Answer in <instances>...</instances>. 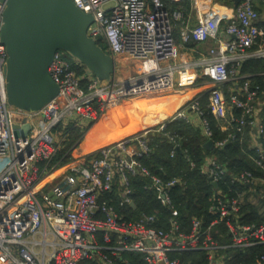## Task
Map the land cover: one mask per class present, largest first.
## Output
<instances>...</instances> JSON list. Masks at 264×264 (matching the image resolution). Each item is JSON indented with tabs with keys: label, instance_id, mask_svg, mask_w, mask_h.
<instances>
[{
	"label": "built area",
	"instance_id": "2783aa9c",
	"mask_svg": "<svg viewBox=\"0 0 264 264\" xmlns=\"http://www.w3.org/2000/svg\"><path fill=\"white\" fill-rule=\"evenodd\" d=\"M72 2L93 18L87 36L102 43L116 60L138 65L133 74L116 73L110 81H99L84 67L78 73L76 68L82 65L58 50L48 68L59 86L58 94L39 111L28 112L7 104L2 75L6 54L0 43V264H82L85 260L130 264L123 252L140 254L146 264H181L175 253L195 251L204 252L206 264H225L220 254L224 249L264 245V220L259 225L244 222L242 211L247 202H264V72H241L249 59L264 61V35L255 9L264 0L213 4L202 11L206 4L195 1L194 24L184 22L178 11L170 13L165 0ZM3 8L0 3V28ZM176 22L179 41L174 36ZM207 40L215 45L200 51L198 45ZM191 42L196 57L180 60L181 48ZM257 75L262 85L254 82ZM194 87L201 91L166 120L142 125L133 135L74 155L78 139L68 161L53 163L70 130L78 128L84 135L108 108L136 97ZM203 96L225 133L221 140L211 139L212 129L200 107ZM174 120L199 127L215 147L246 142L248 160L263 173L246 169L231 174L213 156L197 164L182 149L180 137L165 134L172 144L171 158L179 147L189 168H196L211 185L217 184L212 185L210 221L194 217L187 228L177 218L172 201V189L185 186V175L164 179L140 160L150 152L148 135L162 132ZM26 124L29 129L23 136ZM136 178L165 209L163 216L140 212L127 217L129 207L135 205L132 179ZM225 237L229 243L220 241ZM252 264H264V252Z\"/></svg>",
	"mask_w": 264,
	"mask_h": 264
},
{
	"label": "trees",
	"instance_id": "16d2710c",
	"mask_svg": "<svg viewBox=\"0 0 264 264\" xmlns=\"http://www.w3.org/2000/svg\"><path fill=\"white\" fill-rule=\"evenodd\" d=\"M166 7L169 9L170 13L178 11L181 13L183 18H187L191 11V0L168 1L166 3ZM255 9L259 16L262 15L264 12V3H256ZM178 25L179 23L176 22L175 29ZM259 27L262 35H264V22H260ZM97 45L105 50L102 43L97 42ZM76 69L78 73H82L84 71L83 66H77ZM241 72L253 74L264 72V61L262 59H249L244 62ZM254 77V82H259L261 85L263 84L259 75ZM148 99L149 96L139 97L136 102V107L131 111V114L135 115L138 120L140 119L144 122H153L154 120L160 119V113L156 115L154 114V116H151L148 119L141 116V114H144V109H147ZM200 107L203 111V117L207 120L210 128L212 129V141L221 140L225 136V133L220 131L214 118L210 114L206 96L201 98ZM262 116V121L264 123V109ZM167 133L180 137L182 149H186L188 154L197 164H200L206 156H213L221 164L226 166L231 174H235L246 169H251V171L263 174L256 169L252 162L248 160L245 153L248 151L246 142L239 143L238 141H233L227 143L221 148L215 146L208 147L206 146L207 140L202 136L201 129L185 123L182 120L167 122L162 132L150 133L148 135L150 152L140 158V160L152 173L161 176L164 179H167L174 174L185 175L183 179L185 181V186H176L172 189V201L177 210V218L185 228L188 227L190 219L194 217L203 218L205 223L210 221L212 214L209 211V207L212 204L211 195L213 186L206 177L202 176L197 171L196 168H189L188 164L184 161L182 153L175 154L173 158L169 156L172 144L169 143L168 137L165 135ZM82 135L83 132H81L78 128L71 129L68 133L67 139L60 145V148L53 159V163L60 159L61 162L68 161L71 147L78 139L82 138ZM132 186L134 189L136 209L129 207L131 212L127 214L128 218L135 216L140 212L150 214L155 213L163 216L165 209L159 205L158 201H156L153 196L142 189L141 179H132ZM106 195L103 196V198H105ZM112 197V203L116 202V197ZM242 211L246 213L244 222H251V224L254 223L259 225L264 220L263 201L257 203L252 201L251 203L247 202L242 207ZM219 229L223 232L225 231L222 227H219ZM220 241L223 243H229L230 239L225 237V239H220ZM263 252L264 245H256L243 249L228 248L222 250L220 254L224 255L225 264H252L263 254ZM174 256H177L180 259L181 264H206L205 254L201 251L183 252L181 254L175 253ZM122 257L127 259L130 264H146L142 261L140 254L123 252ZM82 264L99 263L92 260H85Z\"/></svg>",
	"mask_w": 264,
	"mask_h": 264
},
{
	"label": "water",
	"instance_id": "95a60500",
	"mask_svg": "<svg viewBox=\"0 0 264 264\" xmlns=\"http://www.w3.org/2000/svg\"><path fill=\"white\" fill-rule=\"evenodd\" d=\"M239 0H232L236 5ZM4 5L0 43L5 47L2 75L7 104L24 111L42 109L58 94L48 68L56 51L80 63L99 81H110L118 62L86 34L90 14L72 0H0ZM14 129H17L14 126ZM29 125H24V136ZM208 140L206 146L212 147ZM175 150L179 153V147ZM217 187L216 183H212ZM132 207H135L132 204Z\"/></svg>",
	"mask_w": 264,
	"mask_h": 264
},
{
	"label": "crops",
	"instance_id": "0c3cea01",
	"mask_svg": "<svg viewBox=\"0 0 264 264\" xmlns=\"http://www.w3.org/2000/svg\"><path fill=\"white\" fill-rule=\"evenodd\" d=\"M168 1H172V0H165V2L167 3ZM195 1L197 2V4H200V3H205L206 5L200 9L201 11L207 7L208 5L212 6L214 3L211 2V0H191V11H190V14L187 18H183L182 17V20L185 22L186 20L189 21V23L191 24H194L196 23V18H195V14H196V11H195ZM215 1V4L214 6H218L220 4H226V5H229V3H232V0H214ZM228 2V3H226ZM264 3V2H263ZM258 4V3H257ZM264 14V12H263ZM260 15L258 14L259 16V21H258V25L260 24V22H264V15ZM179 27V25H178ZM176 28V32L174 30V36L176 38L177 41H179V28ZM260 28V27H259ZM215 43L212 41V40H207L206 42L202 43V44H199L198 47H199V50L200 51H203L205 52L208 48L214 46ZM195 47L192 42L186 47V48H181L180 50V56H179V59L180 60H183V59H186V60H192L196 57V53L193 52V48ZM119 60V59H118ZM118 62V61H117ZM245 73V72H244ZM246 74H251V73H246ZM178 91V90H177ZM201 91V89L199 87H194V88H188V89H185V90H182L181 92H184V93H192L190 98L195 96L196 93H199ZM164 94H168L167 95H164ZM139 98V97H138ZM135 99V105H134V108L136 107V102H137V99ZM190 98H185L183 100V102H180L174 95L173 92H170V93H161L160 95L156 94L154 96H149V99H148V105H147V109H144V114H141V116L145 117V118H149L151 116H154V114H158L160 113L159 117L160 119H158L156 122L152 123V122H147V123H152V124H157L158 122H160L161 117L165 114H169L171 113L173 110H177L178 108H180L181 106H183L184 104L187 103V101L190 99ZM132 99H128V100H125V101H131ZM124 102V101H123ZM122 102V103H123ZM174 111V112H175ZM173 112V113H174ZM172 113V114H173ZM171 114V115H172ZM134 117L136 118L135 115H130L128 118L131 122L134 121ZM166 118V117H165ZM168 118V117H167ZM166 118V119H167ZM164 119V120H166ZM162 120V121H164ZM99 119L97 121H95L90 127L89 129L95 125L96 123H98ZM140 121V119L138 120ZM161 121V122H162ZM87 129L83 135V137L81 138L80 142H79V146H80V143L82 142V140L84 139V136L85 134L87 133V131L89 130ZM140 129V127H138V129L127 135V136H130V135H133L134 133H136L138 130ZM125 136V137H127ZM124 138V137H123ZM111 140L110 138V135L108 133H106L105 131L102 130V128L100 126H95L85 137L83 143L88 147V148H91V147H94L96 145H99V144H102V143H106V142H109ZM78 147L75 148V150L77 149ZM81 151V149H80ZM87 153V152H85ZM83 152H79L78 155L80 154H85Z\"/></svg>",
	"mask_w": 264,
	"mask_h": 264
},
{
	"label": "bare ground",
	"instance_id": "6f19581e",
	"mask_svg": "<svg viewBox=\"0 0 264 264\" xmlns=\"http://www.w3.org/2000/svg\"><path fill=\"white\" fill-rule=\"evenodd\" d=\"M174 93L175 97L182 102L185 98L189 97L190 93H184L181 92L180 90H176V91H171ZM161 94V93H158ZM156 95V94H153ZM148 96V95H147ZM138 98V97H136ZM133 98L132 102L130 101H124L123 103L110 107L107 109L106 113L101 117V119L98 121V123H96L95 125H93L85 134L84 139L86 137V135L97 125L100 126L102 128L103 131H105L106 133H108L110 135L111 140L109 142L106 143H102L99 145H96L94 147L88 148L84 143V139L82 140V142L80 143V149L79 152H89L92 151L100 146H103L105 144H108L110 142L119 140L133 132H135L138 128L139 123H141L140 125L145 124L147 122H144L142 120L138 121L137 118L134 117V121L131 122L129 120V116L132 115L131 111L134 109V105H135V99ZM175 110H173L171 113L169 114H165L161 117L166 119L167 117H169ZM166 117V118H165ZM162 119V120H164ZM160 120V122L162 121ZM159 123V122H158ZM152 124V123H149ZM139 125V126H140Z\"/></svg>",
	"mask_w": 264,
	"mask_h": 264
},
{
	"label": "rangeland",
	"instance_id": "374dc122",
	"mask_svg": "<svg viewBox=\"0 0 264 264\" xmlns=\"http://www.w3.org/2000/svg\"><path fill=\"white\" fill-rule=\"evenodd\" d=\"M211 2L212 3H214L215 4V1L214 0H211ZM264 15V14H263ZM68 58H71V57H69L68 55H66ZM118 61V68H117V75H119V76H128V75H130V74H133V72L136 70V67H137V65H138V63L137 62H132V61H128V60H124V59H121V58H119V60H117ZM171 92V91H170ZM170 92H165V93H170ZM192 94V93H191ZM191 94L189 95V97L188 98H190V96H191ZM158 95H160V94H158ZM164 95H167L168 96V94H164ZM148 96H154L153 94L152 95H148ZM133 100H131L130 102H132ZM183 102V101H182ZM107 111V110H106ZM106 111L103 113V114H101L96 120H94V121H92L91 123L93 124L95 121H97L98 119L100 120L101 119V117L106 113ZM139 114V113H138ZM164 119V118H163ZM158 120V119H157ZM157 120H154V122H156ZM154 122H152V123H154ZM91 124V125H92ZM141 123H139V125H140ZM138 125V127H141L142 125H153V124H149V123H145V124H143L142 123V125H140L139 126ZM89 129V128H88ZM138 129V128H137ZM77 149L76 150H73V154L74 155H78L79 154V149H80V146H79V144L77 145Z\"/></svg>",
	"mask_w": 264,
	"mask_h": 264
}]
</instances>
